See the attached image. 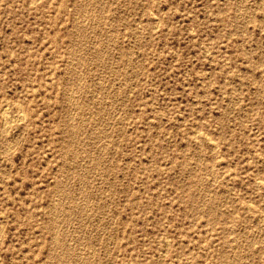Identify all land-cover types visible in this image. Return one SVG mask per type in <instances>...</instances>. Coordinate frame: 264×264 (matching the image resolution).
<instances>
[{
  "label": "rangeland",
  "instance_id": "374dc122",
  "mask_svg": "<svg viewBox=\"0 0 264 264\" xmlns=\"http://www.w3.org/2000/svg\"><path fill=\"white\" fill-rule=\"evenodd\" d=\"M84 263L264 264V0H0V264Z\"/></svg>",
  "mask_w": 264,
  "mask_h": 264
},
{
  "label": "bare ground",
  "instance_id": "6f19581e",
  "mask_svg": "<svg viewBox=\"0 0 264 264\" xmlns=\"http://www.w3.org/2000/svg\"><path fill=\"white\" fill-rule=\"evenodd\" d=\"M84 4V3H83ZM158 23V22H157ZM113 30V29H112ZM82 56V55H81ZM80 58V57H79ZM69 100V99H68ZM74 106V105H73ZM74 109V108H73ZM7 110V109H6ZM22 111V110H21ZM18 113V112H17ZM21 114V113H20ZM23 114V113H22ZM10 116V115H9ZM22 117H23V115H21ZM5 117V116H4ZM11 117V116H10ZM22 117H21V119H22ZM19 118V117H18ZM18 118H16V119H18ZM24 119V118H23ZM7 121V120H6ZM13 121H15V120H13ZM23 121V120H22ZM3 122V121H2ZM5 126H6V124H5ZM10 126V125H9ZM73 126V125H72ZM102 126V125H101ZM73 132V131H72ZM197 133H198V131H197ZM201 133V132H200ZM194 137H195V135H194ZM203 137V136H202ZM205 139H207V137L205 138ZM99 142V141H98ZM106 143V142H105ZM8 149V148H7ZM7 151V150H6ZM95 159V158H94ZM70 173V172H69ZM258 181V180H257ZM62 184V183H61ZM59 191V190H58ZM57 191V192H58ZM80 191V190H79ZM57 200V199H56ZM78 204V203H77ZM55 206V205H54ZM57 232V231H56ZM55 232V233H56ZM57 236V235H56ZM55 241V240H54ZM73 242V241H72ZM165 242V241H164ZM168 243V242H167ZM166 252V251H165ZM88 255V254H87ZM85 264V263H84Z\"/></svg>",
  "mask_w": 264,
  "mask_h": 264
}]
</instances>
